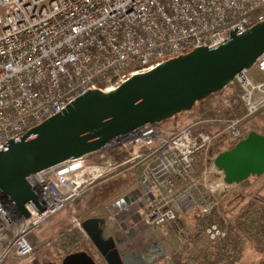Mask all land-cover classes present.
Listing matches in <instances>:
<instances>
[{"label": "built area", "instance_id": "2783aa9c", "mask_svg": "<svg viewBox=\"0 0 264 264\" xmlns=\"http://www.w3.org/2000/svg\"><path fill=\"white\" fill-rule=\"evenodd\" d=\"M263 20L264 0H0V150L89 91H113L134 75L194 49H212L231 31L240 35ZM232 85L239 89L240 116L203 117L180 128L147 123L120 140L127 154L121 161L101 151L36 173L29 179L34 199L24 205L27 218L0 191V264H32L31 237L38 228L97 185L134 170L135 189L108 215L128 248L135 247L128 253L151 264L162 253L161 236L183 240L178 214L198 208L207 216L215 208L211 193L198 189L196 163L221 177L216 187L233 185L214 167L215 147L244 139V121L264 115V52L225 88ZM230 94L217 106L236 103ZM74 223L89 240L81 220ZM204 232L211 243L226 235L215 222ZM145 252L150 256H140Z\"/></svg>", "mask_w": 264, "mask_h": 264}, {"label": "water", "instance_id": "95a60500", "mask_svg": "<svg viewBox=\"0 0 264 264\" xmlns=\"http://www.w3.org/2000/svg\"><path fill=\"white\" fill-rule=\"evenodd\" d=\"M264 52V20L244 33H229L212 48H197L150 71L130 77L115 90L89 91L66 109L30 128L0 150V191L27 218L24 205L34 199L29 182L36 173L67 160L119 146L120 140L144 124L167 121L209 95L222 91ZM214 167L227 185L264 173V136L254 131L232 148L218 153ZM105 264H133V252L122 254L118 241L104 240L99 220L81 223ZM41 264H55L46 262ZM60 264H97L85 251L67 254Z\"/></svg>", "mask_w": 264, "mask_h": 264}, {"label": "rangeland", "instance_id": "374dc122", "mask_svg": "<svg viewBox=\"0 0 264 264\" xmlns=\"http://www.w3.org/2000/svg\"><path fill=\"white\" fill-rule=\"evenodd\" d=\"M230 93L231 91L225 88L222 90L221 95L211 99L209 102H205L206 104L209 103V105H205V107L195 105L194 109H196L198 113L205 115L208 113L215 114L214 116L206 118H217L218 114H216V112L223 108L217 106L220 98ZM226 108H228V106H226ZM219 118L230 119L231 117L219 116ZM170 122L175 123L174 121ZM217 127H210L209 129L215 130ZM242 127L246 134L254 131L264 136V115L262 113H257L251 116L244 121ZM234 145L235 144L230 142H225L217 150L219 151L224 147L232 148ZM203 170L202 163L197 162L194 171L198 189L203 193H211V200L215 208L210 215L213 217L214 214L219 218L225 217L227 221L232 224V233L235 232V230L241 232V241L236 235H234L233 240L235 243H238L236 244L238 247L235 251L236 255L242 252L240 258L234 261L235 257L230 254L231 250L234 248L232 244H226L224 246V252L226 253L224 254L229 258L222 259V253L218 247L219 242L211 243L206 237L204 231L205 227L207 228L209 224L205 225L204 216L199 214L198 208H195L187 213L178 214V221L183 225L184 239L181 240L182 238L177 236H161V243L163 246L162 253L158 255V257H155L151 264H175L173 257H178L180 264H264V234L261 235L255 231L251 234L249 233L247 236L243 233V231L247 229V224L244 225V228L238 225V223H243L241 217L246 211L248 204L253 203L256 211H260L259 207L264 208V173L260 176H250L244 182L225 186L223 189L221 187H216L218 183L222 181L220 176L215 175L213 172L205 174ZM131 178L134 179L135 176H131ZM122 180L123 179L119 177L103 186L90 190L91 192L83 195L82 198L77 200L71 207L60 211L38 228L31 237L35 258L32 264L46 262L60 264L67 254L78 251H87L97 264H105L94 249L90 240H86L75 225L74 218L82 220L90 214H96L95 212L100 211L102 212L100 215L101 218L105 217L104 220L109 223V228L115 225V228L118 229L117 225L108 219V215L110 210H112V204L126 192ZM78 202H83L84 211L79 210L80 212H78ZM210 215H207V217ZM215 219L218 220L217 218ZM209 223H211V221H209ZM236 227L238 229H236ZM260 230L264 232V229ZM140 248L141 243L138 244L137 250ZM133 250H135V247L131 245L127 252ZM140 254V256H150V254L148 255L146 252L145 254Z\"/></svg>", "mask_w": 264, "mask_h": 264}, {"label": "trees", "instance_id": "16d2710c", "mask_svg": "<svg viewBox=\"0 0 264 264\" xmlns=\"http://www.w3.org/2000/svg\"><path fill=\"white\" fill-rule=\"evenodd\" d=\"M229 90L231 91V95H232V98L233 100H236L237 102L236 103H233L231 104V106H229L228 108H222L220 109L219 111L216 112V114H218L219 116H224V117H235V116H240L242 114H244V109L242 107V105L240 104V102H238V94H239V89L236 85H232ZM222 91H218V92H215L211 95H209L208 97H206L205 99L201 100L200 102H198L197 104L195 105H200L201 107H205V105H209L206 104L205 102H209L211 99L221 95ZM205 103V104H204ZM195 105L193 106V108L195 107ZM184 113V112H182ZM180 113V114H182ZM180 114L178 115H175L174 117H172L171 119H169L170 121L174 120L177 118V116H179ZM215 114L214 113H208L206 116H214ZM167 120V121H169ZM223 145V143L217 145L215 147V149H219L221 146ZM230 149L229 147H224L222 149H220L218 152H223L225 150H228ZM222 150V151H221ZM101 151H107L108 153L111 154V156L116 160V161H121L123 160L124 158H126L127 154L125 152V150L121 147V146H116V147H112V148H109V149H102L98 152H95V153H92V154H89L88 156H93ZM264 203V202H263ZM262 207H259V210L260 211H256L255 210V207H254V204L253 203H250L247 205V209L246 211L242 214V222L243 223H238V225H241L242 228H244V225L247 224V229H245L243 231V233H245L247 236L249 235V233L251 234L252 232H257V233H260L261 235L264 234L263 231H261L260 229H264V208ZM215 218H217L218 220H216ZM203 219L205 220L206 224H210L209 221H211V223H219V225L226 230V235L220 239L219 241H217L218 243V247H219V250L220 252L222 253V259H227L229 258L226 254V252H224V246L227 244H232L233 246V250H231L230 254L235 257L234 258V261L239 259L240 258V255L242 254V252H240L239 254L236 255L235 251L237 250V245L238 243H235L233 240H234V235H236V237L239 238V240L241 241V236H240V233L241 232H237V230H235V232H231L232 230V224L230 222L227 221V219L225 217L223 218H219V217H216V215L213 214V217L212 215H210L209 217L207 216H204ZM249 228V230H248ZM235 229V228H234ZM236 229H238L236 227ZM236 233V234H235ZM259 237V236H258ZM264 241V239H263ZM212 248V246H211ZM87 252V251H85ZM173 260H174V263L175 264H180V260L179 258L177 257H173ZM228 264H231V263H228Z\"/></svg>", "mask_w": 264, "mask_h": 264}, {"label": "crops", "instance_id": "0c3cea01", "mask_svg": "<svg viewBox=\"0 0 264 264\" xmlns=\"http://www.w3.org/2000/svg\"><path fill=\"white\" fill-rule=\"evenodd\" d=\"M203 117L206 118V117H209V116H206L205 114H202V113H198V111H196V109L193 108L190 111L184 112L181 115H179V117H177L176 119L172 120V122L174 121L175 123H171L170 121H168V123L173 128H180V127L189 125L192 122H194L195 120H198L199 118H203ZM218 117H219V115H218ZM213 119H215V118H213ZM210 127L215 128V127H217V125H211ZM138 173H139L138 170H134L133 172H130V174L126 173V174H123V175L119 176V177H121V179H123L122 180L124 182L123 186H124V189L126 191L119 198L123 197L128 192H131L133 189H135L136 184H137L136 181H137V178H138V175H139ZM131 176H135V178L132 179ZM119 177H116V178L111 179V180H109V181H107L105 183L97 185L94 188H97L99 186H103V185H105V184H107V183H109V182H111V181H113V180H115V179H117ZM89 192H91V191H88L86 194H88ZM77 205H78V207H77L78 212H80L79 210L84 211L83 210V207H84L83 202H81V203L78 202ZM95 213L96 214L92 213L88 217L83 218L81 220V223L83 221L87 220V219H90V218L98 219L99 220V229L101 230L102 238L104 240H108L109 238H112L115 241H118L119 249L122 251V254L128 253L127 251L129 250V248L126 245V244H128L127 243V239L124 238V236L121 233V231L119 229L115 228L116 227L115 225L112 228H109V226H108L109 223L106 220H104L105 217L101 218V216H100L102 214V212L97 211Z\"/></svg>", "mask_w": 264, "mask_h": 264}, {"label": "flooded vegetation", "instance_id": "af4514ba", "mask_svg": "<svg viewBox=\"0 0 264 264\" xmlns=\"http://www.w3.org/2000/svg\"><path fill=\"white\" fill-rule=\"evenodd\" d=\"M131 259H132L131 261H132L133 264H138L137 263L138 262L137 258H135L134 256H131Z\"/></svg>", "mask_w": 264, "mask_h": 264}, {"label": "bare ground", "instance_id": "6f19581e", "mask_svg": "<svg viewBox=\"0 0 264 264\" xmlns=\"http://www.w3.org/2000/svg\"><path fill=\"white\" fill-rule=\"evenodd\" d=\"M137 263H139V262H137Z\"/></svg>", "mask_w": 264, "mask_h": 264}]
</instances>
